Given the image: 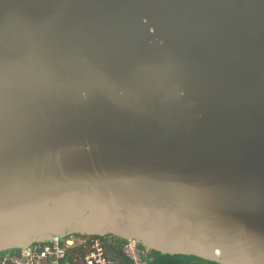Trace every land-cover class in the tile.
I'll return each mask as SVG.
<instances>
[{
    "label": "water",
    "instance_id": "95a60500",
    "mask_svg": "<svg viewBox=\"0 0 264 264\" xmlns=\"http://www.w3.org/2000/svg\"><path fill=\"white\" fill-rule=\"evenodd\" d=\"M72 234L264 264V0H0V255Z\"/></svg>",
    "mask_w": 264,
    "mask_h": 264
},
{
    "label": "built area",
    "instance_id": "2783aa9c",
    "mask_svg": "<svg viewBox=\"0 0 264 264\" xmlns=\"http://www.w3.org/2000/svg\"><path fill=\"white\" fill-rule=\"evenodd\" d=\"M122 252L130 264H148L147 250L135 240L127 239ZM66 258H70V261L67 262ZM71 261H80L81 264H122L109 253L104 238L77 234L50 243L35 244L16 253H5L0 258V264H70Z\"/></svg>",
    "mask_w": 264,
    "mask_h": 264
},
{
    "label": "trees",
    "instance_id": "16d2710c",
    "mask_svg": "<svg viewBox=\"0 0 264 264\" xmlns=\"http://www.w3.org/2000/svg\"><path fill=\"white\" fill-rule=\"evenodd\" d=\"M81 251V250H80ZM120 255V262L122 264H130L129 259L124 255L123 252L117 250ZM148 264H219L213 261H206L198 256H188L185 254H166L162 255L158 251L147 250ZM73 261L70 262L72 264Z\"/></svg>",
    "mask_w": 264,
    "mask_h": 264
},
{
    "label": "crops",
    "instance_id": "0c3cea01",
    "mask_svg": "<svg viewBox=\"0 0 264 264\" xmlns=\"http://www.w3.org/2000/svg\"><path fill=\"white\" fill-rule=\"evenodd\" d=\"M105 240H106L107 246L112 245L113 248H115V249L113 250V252L110 253V254L113 255V256H115V257L120 261L121 258H120V255H119L118 252H117V250H120V252H122V248L117 249V247L120 246V242L114 240V237L111 238V239H105ZM108 248H109V247H108Z\"/></svg>",
    "mask_w": 264,
    "mask_h": 264
},
{
    "label": "flooded vegetation",
    "instance_id": "af4514ba",
    "mask_svg": "<svg viewBox=\"0 0 264 264\" xmlns=\"http://www.w3.org/2000/svg\"><path fill=\"white\" fill-rule=\"evenodd\" d=\"M109 239H111V238H109ZM114 240H116V241H119L120 242V246H118L117 247V249H120V248H122L123 247V244H124V242L126 241V240H122V239H120L119 237H114ZM109 248V253H112L113 252V250L115 249V248H113V246L112 245H109L108 246ZM75 251H78V250H75ZM76 253H80V252H76ZM3 254H1L0 255V258H1V256H2ZM72 264H81V262L80 261H75V262H73Z\"/></svg>",
    "mask_w": 264,
    "mask_h": 264
}]
</instances>
